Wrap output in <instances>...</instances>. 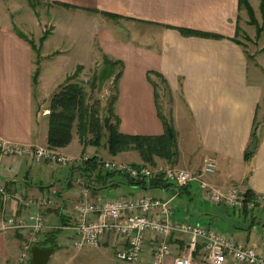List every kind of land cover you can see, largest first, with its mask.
I'll use <instances>...</instances> for the list:
<instances>
[{"label":"crops","instance_id":"1","mask_svg":"<svg viewBox=\"0 0 264 264\" xmlns=\"http://www.w3.org/2000/svg\"><path fill=\"white\" fill-rule=\"evenodd\" d=\"M15 1L12 3L16 5ZM20 1L29 6L28 0ZM33 1L60 9H65L60 5H67L73 7L67 11L98 18L102 17L93 11L117 15L120 21L134 25L133 36L153 39L154 43L156 40V48L152 49L149 44L116 43L112 34L106 33L101 43L106 55L124 65L116 104L120 132L133 136L163 133L154 104V89L147 79V72L157 73L166 81L177 109L184 110V113H172L178 135L177 166L197 172L205 159L212 156L217 166L207 181L217 190L226 193L236 187L241 193L250 191L264 196V115L258 113L263 82L256 70L249 72V58L243 46L236 43L237 27L240 32L245 27L253 28L255 33V27L247 25L245 11L238 10V0ZM248 2L261 23L259 0ZM7 4V0H0V138L19 145L45 146L48 104L58 88L52 94L41 71L33 85L34 54L20 38L19 33L25 34L15 26L14 12L9 11ZM141 27L150 30L144 32ZM186 31L200 35H188ZM150 77L159 85L155 76ZM255 124L259 145L247 163L244 153ZM90 147L82 151L73 133L70 144L57 151L70 157H97L104 162L118 157L108 155V158L105 152L89 153ZM133 163L141 164V161ZM157 164V169H166L160 167L166 163ZM93 178L87 182L72 173L71 168L35 164L30 158L0 156V181L10 194L16 191L21 195L20 200L0 197V264H14L24 240L21 231L2 232L1 226L8 217L26 219L36 213L45 220L44 240L49 231H59L56 249L47 264H125L115 259L123 244L113 233H106L98 248L75 251L71 247L75 207L84 192L89 201L144 194L169 201L173 221L203 225L264 255V206L245 215L211 205L195 183L183 188H141L127 186L119 175L109 181ZM48 195L53 197L54 205L38 207L37 200ZM92 218L93 215L88 216ZM156 244L157 239L149 235L137 264H150ZM169 246L171 256L176 257L182 254L184 241L170 239ZM192 264L204 263L195 257Z\"/></svg>","mask_w":264,"mask_h":264},{"label":"built area","instance_id":"2","mask_svg":"<svg viewBox=\"0 0 264 264\" xmlns=\"http://www.w3.org/2000/svg\"><path fill=\"white\" fill-rule=\"evenodd\" d=\"M0 156L11 159H26L35 164L48 163L59 168H71L88 159L86 156L70 157L45 146H30L11 143L0 138ZM216 159L208 156L203 167L192 172L185 169L167 168L164 170L142 167L135 169L126 163L106 161L103 169L127 176L130 179H150L161 174L163 181L176 187L195 183L203 197L213 206L252 213L264 206V196L255 195L246 200L238 188L223 193L208 183L207 178L216 171ZM0 197L20 200L19 192L9 193L0 181ZM38 207H52L51 195L43 196L36 202ZM89 215L94 218L88 219ZM169 201L149 195H134L110 200L89 201L85 192L75 207V221L71 226V247L75 251L84 248H98L106 233L115 234L123 248L115 253V259L125 264H137L145 250L149 235L157 239L151 251L150 264H192L197 257L204 264H264V255L253 248H247L234 239L200 224L173 221ZM45 220L41 214H31L26 219L8 217L1 226L2 232L21 231L24 240L14 264H29L30 250L44 241ZM170 239H183L181 255L172 257Z\"/></svg>","mask_w":264,"mask_h":264},{"label":"trees","instance_id":"3","mask_svg":"<svg viewBox=\"0 0 264 264\" xmlns=\"http://www.w3.org/2000/svg\"><path fill=\"white\" fill-rule=\"evenodd\" d=\"M37 3L38 1L28 0V4L32 10L35 8ZM60 6L65 9L73 8L67 5ZM238 10L245 11L248 17L247 24L255 27V40L258 41L264 33V0H259V13L261 16L260 24L257 22L254 11L248 0H238ZM93 12L109 21L121 19L117 15L98 13L95 11ZM239 33L240 30H238L237 27V37L239 36ZM186 34L200 35L191 31H186ZM48 35L49 33L45 31L40 38V44L47 40ZM19 36L29 44L33 53L37 54L36 63L34 60L35 70L32 78L34 85L37 83L40 73L38 65V54L40 49L35 51L32 42L29 41L26 36L21 33H19ZM236 41V43L242 45L238 40ZM100 53L102 59L101 67L93 74L89 81H76L83 71V67L78 65L74 72L65 77L64 82L58 87L57 92L51 96L48 104V132L46 146L56 151L63 149L70 144L73 133H75L79 144L82 147V151H84L88 146L96 148L103 147L112 158L116 157L120 153L130 151L136 152L139 155L141 164H130L135 169L147 166L152 169H157L158 166L155 160L157 158L165 160L169 167L177 166L179 161L178 135L173 124L172 113H170L169 117H166L162 113L161 105L159 103L158 85L152 82L150 75L155 76L168 88L166 81L157 73L147 72V79L154 89V104L157 116L163 127V133L159 136H133L122 134L119 129L120 120L116 114V104L118 84L124 65L122 61L115 60L104 54L102 51H100ZM109 80L111 81L112 95L107 101L105 110L106 115L104 117H100L97 104L89 102L85 86H88L90 90H94L98 87V85H104L105 82ZM103 140L104 143H102ZM258 145L259 136L258 129L255 124L251 131L250 142L244 153L245 162L248 163L251 161ZM103 163L104 161H102V159L90 157L80 165L72 166L71 171L72 173H77L84 181L87 182L92 176L95 180L99 179L102 181H109V179H112L115 175H119L124 179L125 184L130 187H176L173 184L165 183L161 174H157L155 177L150 179L139 178L133 180L123 174L104 170ZM243 196L246 200H251L255 195L250 191H246L243 193ZM242 213L246 215L245 212ZM58 233L59 231L57 230L49 231L45 235V240L37 245L42 248L56 249V236Z\"/></svg>","mask_w":264,"mask_h":264},{"label":"rangeland","instance_id":"4","mask_svg":"<svg viewBox=\"0 0 264 264\" xmlns=\"http://www.w3.org/2000/svg\"><path fill=\"white\" fill-rule=\"evenodd\" d=\"M15 2L16 5L12 3V0H7L9 11L14 12L13 22L15 26L25 34L28 40L32 42L35 48L34 50L40 49L38 54V65L44 77V81L46 82V86H50L48 90L52 92V94L60 86L58 84H62L65 77L74 72L78 65L83 67V71L76 81L87 82L91 79L93 74L101 67L102 59L100 51L104 53L101 43L106 33H109V35L112 34L116 43H127L132 46H146L149 44L152 49L156 48L157 45L156 40L154 43L152 41L153 39H140L133 36L135 27L132 23L120 20L109 21L98 18L95 15L73 12L71 10L67 11L57 6L48 5L45 2L37 3L33 10L23 1L16 0ZM256 13L257 16H259L257 9ZM141 29L144 32L150 30L149 27H141ZM45 31L49 33L48 38L40 44V38ZM237 39L239 43L242 44L249 58V72L251 73L256 70L263 82V96L258 111L260 116H262L264 115V33L257 41L255 40L253 28L245 27L244 31L239 33ZM151 42L152 44L150 45ZM33 54L36 63L37 54ZM150 76L154 77L153 75ZM158 83L159 103L162 113L166 117H169L170 113H184V110L181 109L179 111V109H177L172 94L169 92L166 85H163L159 80ZM85 90L89 102L96 103L99 108L100 117H104L106 115L105 110L107 101L112 95L111 81L105 82L104 85H98L94 90H90L88 86H85ZM102 143H104V140ZM94 151L99 153L105 152L106 156L109 158L103 147H90L88 149L89 153ZM117 156L114 161L129 165L135 164L133 161H138L139 159V155L133 151L120 153ZM155 160L157 162L166 163L165 160L162 159L157 158ZM160 167L166 169H181L179 166L169 167L166 165L164 167V165H162Z\"/></svg>","mask_w":264,"mask_h":264},{"label":"water","instance_id":"5","mask_svg":"<svg viewBox=\"0 0 264 264\" xmlns=\"http://www.w3.org/2000/svg\"><path fill=\"white\" fill-rule=\"evenodd\" d=\"M53 252L54 250L52 248L33 246L30 250L31 257L29 264H47Z\"/></svg>","mask_w":264,"mask_h":264}]
</instances>
